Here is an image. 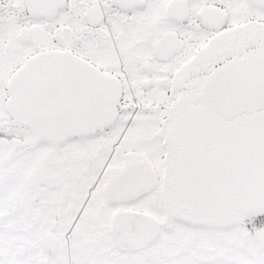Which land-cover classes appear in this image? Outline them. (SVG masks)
I'll return each instance as SVG.
<instances>
[{
	"label": "snow or ice",
	"instance_id": "snow-or-ice-1",
	"mask_svg": "<svg viewBox=\"0 0 264 264\" xmlns=\"http://www.w3.org/2000/svg\"><path fill=\"white\" fill-rule=\"evenodd\" d=\"M0 264H264V0H0Z\"/></svg>",
	"mask_w": 264,
	"mask_h": 264
}]
</instances>
